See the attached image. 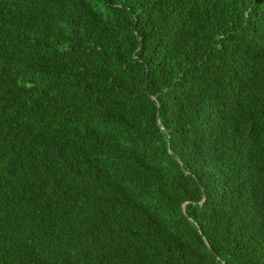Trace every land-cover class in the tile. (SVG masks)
Instances as JSON below:
<instances>
[{"label": "trees", "instance_id": "1", "mask_svg": "<svg viewBox=\"0 0 264 264\" xmlns=\"http://www.w3.org/2000/svg\"><path fill=\"white\" fill-rule=\"evenodd\" d=\"M0 264H264V0H0Z\"/></svg>", "mask_w": 264, "mask_h": 264}]
</instances>
